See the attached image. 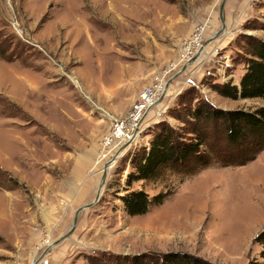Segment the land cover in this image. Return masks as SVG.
<instances>
[{
  "label": "rangeland",
  "instance_id": "374dc122",
  "mask_svg": "<svg viewBox=\"0 0 264 264\" xmlns=\"http://www.w3.org/2000/svg\"><path fill=\"white\" fill-rule=\"evenodd\" d=\"M221 1L0 0V264H29L38 245L46 264H88L87 255L101 253L185 252L214 264L259 259L264 150L241 166L212 162L193 175L167 172L126 184L134 155L157 123L186 127L172 114L188 120L184 106L198 99L223 109L264 104L212 88L239 83L249 57L243 35L264 39V0H226L224 34L214 37ZM198 24L202 49L186 57ZM169 80L136 138L111 164L97 162L110 117L124 118L142 90L163 91ZM105 164L99 200L54 243L75 210L94 199ZM137 188L171 193L130 216L119 196ZM36 256L44 264L43 253Z\"/></svg>",
  "mask_w": 264,
  "mask_h": 264
},
{
  "label": "trees",
  "instance_id": "16d2710c",
  "mask_svg": "<svg viewBox=\"0 0 264 264\" xmlns=\"http://www.w3.org/2000/svg\"><path fill=\"white\" fill-rule=\"evenodd\" d=\"M259 27L264 30V16ZM247 46L244 72L238 84L213 83L221 96L233 99H264V39L243 35ZM206 100V99H205ZM198 99L193 107L184 106L172 113L186 127L161 121L154 126L148 145L142 146L132 159L133 169L126 175V184L133 181H157L167 172L193 175L216 162L221 166H241L264 150V104L253 109H223ZM119 196L128 215L146 213L161 204L170 190L149 195L144 189L125 190ZM254 240L262 245L259 259L247 264H264V227ZM88 264H214L185 252L140 253L137 255L101 253L87 255Z\"/></svg>",
  "mask_w": 264,
  "mask_h": 264
},
{
  "label": "built area",
  "instance_id": "2783aa9c",
  "mask_svg": "<svg viewBox=\"0 0 264 264\" xmlns=\"http://www.w3.org/2000/svg\"><path fill=\"white\" fill-rule=\"evenodd\" d=\"M204 28L202 24H198L195 27V31L193 35L187 40L188 43L186 45V57L193 55L194 49L199 51L201 49L200 42L203 35ZM192 50V51H190ZM162 85H155V86H148L144 90H142L138 96V99L133 103L131 109L126 113L125 117L122 119H118L116 117L111 116V126L110 130L104 138L102 139L100 152L98 153V161L107 160L109 164L115 160L116 152L118 149L135 139L138 135L140 128L142 126V122L145 118L146 113L148 112L149 108L153 106L157 100V98L162 93ZM104 163V162H102ZM44 245L49 247L52 244L50 238H46L44 240ZM44 246L38 245L35 247V255L32 254L29 264H33L38 258H36L37 253H43V256L40 257L41 261L46 264L47 260L46 255L43 252ZM38 263V262H37Z\"/></svg>",
  "mask_w": 264,
  "mask_h": 264
},
{
  "label": "water",
  "instance_id": "95a60500",
  "mask_svg": "<svg viewBox=\"0 0 264 264\" xmlns=\"http://www.w3.org/2000/svg\"><path fill=\"white\" fill-rule=\"evenodd\" d=\"M225 1H226V0H222L221 3H220V5H219V17H220V20H221V27H220L219 30L216 31L214 37H215V36L217 37V35H222V34H224V30H225V21H224L223 11H224V4H225ZM195 58H196V57L194 56L192 59H190V61H189L188 63L184 64V65L181 67L180 72L183 71V70L186 68L187 65L191 64V63L195 60ZM169 83H170V80L167 81V82L165 83L164 89H163L161 95L159 96V98L156 100L155 104L161 102V100L163 99V95H164V93H165V90H166L167 87L169 86ZM125 146H126V144L122 145V146L118 149V151L115 153L116 156L119 154L120 150H121L122 148H124ZM108 165H109V164H105V166H104V168H103V172H102V175H101V178H100V183H99V185H98L97 192H96L95 197H94V199L92 200V202L87 203V204H85V205H83V206H81V207H78V208L75 210V213H74V216H73V220H72L71 227H70L65 233H63L58 239H56L54 243H57V242H59V241L65 239V238H67V237H68V236L74 231V229H75V226H76V224H77V217H78L79 212H80L82 209L89 208V207L93 206V205L99 200V198H100V191H101V188H102V186H103V184H104V182H105L106 176H107V167H108ZM37 261H38V259H37L33 264H37Z\"/></svg>",
  "mask_w": 264,
  "mask_h": 264
},
{
  "label": "crops",
  "instance_id": "0c3cea01",
  "mask_svg": "<svg viewBox=\"0 0 264 264\" xmlns=\"http://www.w3.org/2000/svg\"><path fill=\"white\" fill-rule=\"evenodd\" d=\"M204 51H207V48H205V49H204ZM158 105H160V104L158 103V104H157V105H155V106H158Z\"/></svg>",
  "mask_w": 264,
  "mask_h": 264
},
{
  "label": "bare ground",
  "instance_id": "6f19581e",
  "mask_svg": "<svg viewBox=\"0 0 264 264\" xmlns=\"http://www.w3.org/2000/svg\"><path fill=\"white\" fill-rule=\"evenodd\" d=\"M202 49V48H201ZM201 49H199V50H201ZM136 138V137H135Z\"/></svg>",
  "mask_w": 264,
  "mask_h": 264
}]
</instances>
